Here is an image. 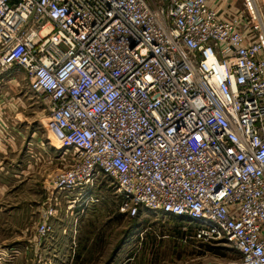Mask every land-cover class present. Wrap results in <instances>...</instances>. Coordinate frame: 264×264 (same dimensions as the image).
<instances>
[{
  "label": "built area",
  "instance_id": "built-area-1",
  "mask_svg": "<svg viewBox=\"0 0 264 264\" xmlns=\"http://www.w3.org/2000/svg\"><path fill=\"white\" fill-rule=\"evenodd\" d=\"M223 11L0 0V103L14 66L48 99L47 128L72 160L54 191L91 189L102 174L121 212L184 216L195 238L234 245L237 257L208 264H264V15Z\"/></svg>",
  "mask_w": 264,
  "mask_h": 264
},
{
  "label": "rangeland",
  "instance_id": "rangeland-1",
  "mask_svg": "<svg viewBox=\"0 0 264 264\" xmlns=\"http://www.w3.org/2000/svg\"><path fill=\"white\" fill-rule=\"evenodd\" d=\"M218 7L264 15V0H222ZM3 93L0 264H53L51 254L75 255L62 264H123L127 258V264H208L237 257L231 242L199 240L183 224L121 212L117 186L102 174L91 189L54 191L57 172L72 160L47 128L48 99L19 66L6 74ZM88 194L98 201H88ZM45 222L54 229L42 237L38 228Z\"/></svg>",
  "mask_w": 264,
  "mask_h": 264
},
{
  "label": "crops",
  "instance_id": "crops-1",
  "mask_svg": "<svg viewBox=\"0 0 264 264\" xmlns=\"http://www.w3.org/2000/svg\"><path fill=\"white\" fill-rule=\"evenodd\" d=\"M222 0H210V5L212 7H215V8H218L220 11L221 8L218 7V4L221 2ZM224 11L223 12H226L228 13L229 11L226 10V9H223ZM1 203V202H0ZM4 213V209H0V216L1 214ZM134 217H140L141 220L144 219L143 221H159L161 219H168L169 221H171L170 224H183L182 228L183 230H188V229H192V231H194L197 227V224L193 221H190L187 217H184V216H177V215H172V214H165L163 212H156V211H153L151 209H148V208H145V207H142L140 209V212L134 216ZM75 255H55V254H51L49 257L46 256L48 258V260L50 261H55V262H58L60 264L62 263H67V257L68 260L71 262L73 261L75 258H74ZM132 258H127L123 261V264H127L128 261H131ZM53 263V264H56V263Z\"/></svg>",
  "mask_w": 264,
  "mask_h": 264
},
{
  "label": "bare ground",
  "instance_id": "bare-ground-1",
  "mask_svg": "<svg viewBox=\"0 0 264 264\" xmlns=\"http://www.w3.org/2000/svg\"><path fill=\"white\" fill-rule=\"evenodd\" d=\"M46 121H48V123H49V121H50V117H49V119H48V120H46ZM48 123H47V124H48ZM47 124H46V125H47ZM47 126H48V125H47ZM52 134H53V133H52ZM53 136L55 137V135H54V134H53ZM55 138H56V137H55ZM56 139H57V138H56ZM57 141H58V140H57ZM58 142H59V141H58Z\"/></svg>",
  "mask_w": 264,
  "mask_h": 264
}]
</instances>
